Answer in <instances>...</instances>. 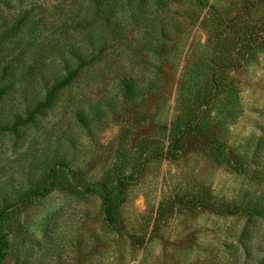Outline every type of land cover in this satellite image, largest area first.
Masks as SVG:
<instances>
[{
  "label": "rangeland",
  "instance_id": "rangeland-1",
  "mask_svg": "<svg viewBox=\"0 0 264 264\" xmlns=\"http://www.w3.org/2000/svg\"><path fill=\"white\" fill-rule=\"evenodd\" d=\"M4 210L0 264H264V0H0Z\"/></svg>",
  "mask_w": 264,
  "mask_h": 264
},
{
  "label": "trees",
  "instance_id": "trees-1",
  "mask_svg": "<svg viewBox=\"0 0 264 264\" xmlns=\"http://www.w3.org/2000/svg\"><path fill=\"white\" fill-rule=\"evenodd\" d=\"M5 90L7 88H4ZM184 126L180 124H174L173 128L171 130L172 132V136L174 137V139H176L177 141H179L184 134ZM104 196H105V201L107 203V216H108V220L113 221L115 219V213H116V209L118 208L119 202H115V199H119V196H114L111 195L110 193H108L107 191L104 192ZM7 213V210H4L3 212L0 213V221L3 220L5 214Z\"/></svg>",
  "mask_w": 264,
  "mask_h": 264
}]
</instances>
